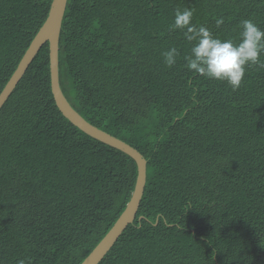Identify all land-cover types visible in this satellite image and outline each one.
Wrapping results in <instances>:
<instances>
[{"label": "trees", "instance_id": "obj_1", "mask_svg": "<svg viewBox=\"0 0 264 264\" xmlns=\"http://www.w3.org/2000/svg\"><path fill=\"white\" fill-rule=\"evenodd\" d=\"M51 1L0 0V93ZM185 8L222 40L238 43L245 19L264 30V0L67 1L63 95L146 160L136 217L99 264H264V68H246L236 91L188 70L194 42L169 31ZM136 175L128 155L59 112L45 43L0 109V264H81Z\"/></svg>", "mask_w": 264, "mask_h": 264}, {"label": "water", "instance_id": "obj_2", "mask_svg": "<svg viewBox=\"0 0 264 264\" xmlns=\"http://www.w3.org/2000/svg\"><path fill=\"white\" fill-rule=\"evenodd\" d=\"M67 1L68 0L51 1L47 18L34 36L33 40L22 56L16 70L0 93V109L22 78L35 55L38 53L40 48L45 43H47L49 50L51 94L59 112L74 127L79 129L87 136L128 155L132 160H134L137 168V175L135 186L129 201L110 230L81 263L99 264V262L116 243L120 235L124 232L128 225L133 223L136 217L146 184V160L136 149L127 143L88 123L81 115L78 114V112L72 108L63 95L59 84L58 71L59 38Z\"/></svg>", "mask_w": 264, "mask_h": 264}, {"label": "clouds", "instance_id": "obj_3", "mask_svg": "<svg viewBox=\"0 0 264 264\" xmlns=\"http://www.w3.org/2000/svg\"><path fill=\"white\" fill-rule=\"evenodd\" d=\"M193 10L177 9L169 31L180 30L189 42H194L190 54L185 56V67L209 80L226 82L236 91L245 76L246 68L256 66L264 68V61L260 59L264 54V30L251 19L241 21L239 42L232 39H219L205 26L197 27L192 23ZM216 27L223 23L222 17L215 19ZM179 52L171 47L162 52L164 64L172 67L176 63ZM19 264H24L20 261Z\"/></svg>", "mask_w": 264, "mask_h": 264}]
</instances>
